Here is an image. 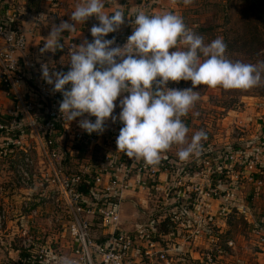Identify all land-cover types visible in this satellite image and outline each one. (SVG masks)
<instances>
[{
	"label": "built area",
	"instance_id": "built-area-1",
	"mask_svg": "<svg viewBox=\"0 0 264 264\" xmlns=\"http://www.w3.org/2000/svg\"><path fill=\"white\" fill-rule=\"evenodd\" d=\"M0 15V83L2 90L16 99L14 109L7 115L10 127L0 119V154L4 151L5 155H11L15 149L21 150L22 155L15 165L21 188L28 195L35 193L41 197L44 196L41 191H45V186L53 188L52 195L45 198L56 204L62 201L71 214L69 234L75 244L72 264H190V250L195 249L194 245L199 239H205L204 246L205 241L211 243L197 259L199 264H219L224 260L228 253L224 249L234 250L236 243L226 240L222 244L220 236L212 233L216 226L215 220L217 216L221 217L225 227L227 222L224 219L232 212L244 214L239 177L245 176L249 181L256 182L254 174L262 173L264 136L258 137L251 150L245 153L226 149L215 155L203 154L198 157L199 167L201 162L208 163L204 175L193 169L196 162L180 171L177 166L164 163L161 159L158 165L146 166L142 160L137 161L127 156L114 159L111 155L106 157V167H101L98 171L83 169L79 173L67 174L61 166L64 155L57 147L56 135H65L69 130L67 126L73 121L63 119L59 112L62 94L54 93L52 86L42 79L41 69L30 54L27 37L21 27L11 25L13 21L8 15ZM42 19V16L37 17L38 22ZM113 38L116 41L114 47H123L127 42L120 39L119 30L105 37ZM92 39L90 37L88 41L91 42ZM73 45L75 43L71 42L70 51L73 50ZM50 70L66 72L61 66ZM176 88L182 89L180 83L176 84ZM29 92L32 95L38 93L40 107H36L34 101L27 100ZM34 110L36 114L33 116L31 112ZM22 127L25 128L21 129ZM28 134H33L35 142L40 146L43 168L37 169L40 163L32 153V148L26 144ZM74 140V146H77V141L81 144L86 142L85 137L79 134L74 136ZM111 164V174L107 177V186H104L103 177ZM179 172H182L181 175ZM161 175L167 176V183L172 187L169 190H176L175 195L170 198L168 189L165 190L163 207L160 209L162 214L135 234L118 230L117 210L99 205L92 197L94 193L122 197L123 192L134 185L156 193L160 191ZM175 175L178 177L175 178ZM213 202L217 203L215 214L211 210ZM30 203L31 201L26 200L21 206L22 219L28 221L37 215V211L30 212L29 215L24 213L29 209ZM17 212L18 208L12 203L0 208V235L11 215ZM96 216H99L103 226L116 228L109 243L95 244L90 227L91 220ZM255 230L260 245H264V224L256 223ZM23 233L24 250H32L35 245L34 237L29 235L27 228ZM219 234H223V231ZM48 251L51 253L50 249L42 246L37 247L35 253L40 260H44Z\"/></svg>",
	"mask_w": 264,
	"mask_h": 264
},
{
	"label": "clouds",
	"instance_id": "clouds-1",
	"mask_svg": "<svg viewBox=\"0 0 264 264\" xmlns=\"http://www.w3.org/2000/svg\"><path fill=\"white\" fill-rule=\"evenodd\" d=\"M176 2L172 0L173 4ZM105 3L106 0H80L70 14L71 23L53 24L43 38L41 54L55 53L63 48V33L75 31L77 24H84L91 17L99 21L90 29L91 42L84 39L73 45L67 72L41 65L42 79L54 93L62 94V118L72 122L85 114L95 117L94 122L81 119L79 127L89 135L102 134L106 121H117L113 115L117 98L128 93L120 100L118 119L123 127L116 138L117 151L130 159L142 160L146 166L158 165L161 155L173 145L181 146L177 152L181 161L198 155L207 134L199 130L188 142L189 129L182 121L200 98L193 89L207 86L251 90L261 83L264 63L230 60L222 37L205 44L202 36L188 29L183 18L172 12H138L127 42L123 47H114L115 38L105 37L119 30L125 15L120 10L106 13ZM191 3L192 0H183L186 6ZM170 81H191L192 87L169 89Z\"/></svg>",
	"mask_w": 264,
	"mask_h": 264
},
{
	"label": "rangeland",
	"instance_id": "rangeland-1",
	"mask_svg": "<svg viewBox=\"0 0 264 264\" xmlns=\"http://www.w3.org/2000/svg\"><path fill=\"white\" fill-rule=\"evenodd\" d=\"M172 5L174 14L183 18L188 29L202 36L205 44L217 37H222L227 45L226 56L230 60L256 65L264 63V5L259 0H192V3L187 6L183 4V0H177ZM179 83L182 89L192 87L191 81ZM169 84H171V88L177 89L176 82L170 81ZM0 87L3 89L1 83ZM193 90L199 92L200 98L189 113L182 117V121L189 129L187 141L190 142L192 136L199 130L206 132L207 139L202 141L200 153L186 161H181L177 156L181 146L173 145L169 151L177 162L174 164L178 167L177 169L182 171L183 167H190L196 162L193 169L204 175L208 163L201 162L199 167L197 159L203 155L205 148H211L214 155L226 151V149L241 150L245 153L251 150L254 145L253 142L257 141L258 136L260 138L264 136V132H261V129L264 130V72H262L260 85L251 90H224L220 87L211 89L207 86H198ZM26 97L27 100L34 101L36 107H40L41 102L38 93L27 94ZM5 99L8 106L6 103L4 104L5 113L3 115L1 112V119L10 127V120L7 115L14 109L16 99L8 94ZM35 112L34 110L31 114L34 116ZM28 135L26 144L32 148L36 160L41 162V156H38L37 152L40 146L35 142L33 134ZM21 155L22 152L18 149L12 151L11 155H5L4 151L0 154V208H3L7 203H12L18 208V212L11 215L7 225L12 222L19 224L27 221V230L29 235L34 237V246H44L50 249L53 255L50 264H72L73 241L69 234L71 214L68 213L62 201L56 204L51 199L45 198L52 195L53 188L45 186L43 188L45 191H41V195H44L42 197L35 193L30 194L39 197V200L32 199L29 209L24 212L29 215L28 213L37 211V215L33 216L34 214H32L33 218L30 221L22 219L20 203H15L5 197L23 194L22 191L24 190L18 184L15 172L16 162ZM43 167L37 165V169ZM262 171L264 173V168ZM70 172L71 170H68V174ZM181 173L179 172V175ZM261 175L262 173L254 174L255 177L259 176L260 179H258L264 183V175ZM176 177L178 176L175 175ZM258 179L255 178V180ZM169 181L171 182L170 179ZM166 187L168 194L171 195L170 198H173L176 190L170 192L171 185ZM254 187L255 189L259 188L257 185ZM163 200V196L157 200L156 210L158 212L156 211L154 215L162 214L160 209L163 207ZM212 206L215 208L213 212L215 214L217 203L213 202ZM257 207L263 209L264 196L260 198ZM255 218L254 224L249 223L242 212L235 211L224 219L227 222L224 227L221 217L217 216L216 226H214L212 233L215 236H220L223 245L226 240H233L236 243L234 250L224 249L225 246H223V249L228 253L219 264H236L238 262L255 264L253 260L258 256V253H264V245H260L255 235L256 223L261 221V224H264V220H260L262 218L260 215L255 216ZM95 219L93 229L98 230L100 226L96 224L99 223V216H96ZM220 231H223V234H219ZM23 232L17 233L12 241L13 248L19 250V254L21 250H24ZM203 240H197L196 245H194L199 254H203L205 247L211 245L205 241L204 246ZM0 255L4 264H13L14 253L12 254V251L3 249L0 251ZM189 262L190 264H199V262L192 260Z\"/></svg>",
	"mask_w": 264,
	"mask_h": 264
},
{
	"label": "crops",
	"instance_id": "crops-1",
	"mask_svg": "<svg viewBox=\"0 0 264 264\" xmlns=\"http://www.w3.org/2000/svg\"><path fill=\"white\" fill-rule=\"evenodd\" d=\"M79 2L80 0H3L0 3V14L8 15L12 18L13 24L16 27H21L27 37L30 54L33 60L37 62L40 69L42 64H48L49 68H58L61 66L67 72L70 68L68 62L72 52L70 51V43L74 42L75 45H79L84 39L88 40L92 37L90 29L94 24L98 25L99 23L95 17L89 18L84 24H77L75 31L63 33L60 37L61 44H63L62 49H57L55 53L45 52L43 54H41L40 49L44 46L43 38L48 36L53 24L58 25L62 21H68L71 23L70 14L74 11L75 6ZM23 10L25 11L24 13ZM116 10H120L124 13V25L127 27L132 24V15L141 11L148 15H160L165 12L174 13L172 0H106V13L111 14ZM38 16L43 17L42 21H37ZM1 44L0 41V46ZM169 51L171 52L173 49H170ZM169 83L167 84V87L173 89ZM29 94L32 95L31 92H29ZM126 95H128V93H123L117 98V101L115 102L117 106L113 112V115L117 117V121L115 123H113L111 119L106 121L104 125L105 131L102 134L92 133L89 135L79 127L81 119H91L93 122L95 121V117H88L87 114H85L84 117L77 118L67 126L69 130L65 135H56L57 147L64 155L61 166L67 174L68 170H71L69 174L79 173L83 169H90L95 172L96 170L98 171L101 169V167H106L105 160L108 155H111L114 159L126 156L123 152L117 151L116 147V138L119 135L121 127H123L118 119L121 110L120 100ZM5 96H7V93L0 89V113L2 112L3 115L5 113L3 110V107H5L4 104L6 103ZM6 105L8 106V103H6ZM261 132L263 133L264 130L261 129ZM76 134L84 136L86 142L81 144L77 141V146H74V136ZM37 152L38 156H41V162L39 163L43 166L42 153L39 149H37ZM167 153L169 157L174 159L169 150ZM112 165L113 164L108 166L110 169L104 174V186H107L109 180L107 177L111 174ZM262 175H264L263 171ZM255 178L258 179L259 176ZM259 179L256 180V182H251L244 176L239 177L238 182L244 207V216L246 220L252 224L256 221L255 216L260 215L262 216L260 220H264V207L263 209H258L257 207L260 198L264 196V183ZM167 181V176L161 175V184H163L160 185V191H157L156 193H152L145 188L136 187L135 185L124 191L122 197H119V205L117 209L119 222L116 228L127 233L135 234L138 233L139 229L144 225L150 223L156 217V215H154L156 214V211L158 212V210H156L157 200H159L160 196H163L165 199V190H167L166 186H169ZM255 185L259 186V188L255 189ZM261 187L263 188L261 189ZM22 193L23 194L20 196L13 195L5 197L15 203H20L21 206L23 201H31L32 199L39 200V197L36 195H28L27 191H22ZM214 209L215 208L212 206V213L214 212ZM95 220V218L91 220L93 224ZM26 222L27 221L19 224L16 222L9 223L5 227L4 232L0 235V251L3 249L12 251V254L14 253L12 258L13 264H17L19 260V250L13 248L12 241L17 233H20L21 231L23 232L28 228ZM260 223L262 222L260 221ZM116 228L105 227L101 223L100 229H102L101 232L103 235L111 237L116 231ZM72 244L74 248V241ZM190 257L192 261L198 262L197 259L200 258V254L196 249H191ZM253 261L255 264H264V253H258V256H256ZM0 264H4V261L1 259Z\"/></svg>",
	"mask_w": 264,
	"mask_h": 264
},
{
	"label": "trees",
	"instance_id": "trees-1",
	"mask_svg": "<svg viewBox=\"0 0 264 264\" xmlns=\"http://www.w3.org/2000/svg\"><path fill=\"white\" fill-rule=\"evenodd\" d=\"M2 1L3 0H0V3ZM259 1L262 2L264 5V0H259ZM135 16H136V14L132 15V21H134ZM0 17H1V15H0ZM0 20H1V18H0ZM12 24H13V22L11 23V25ZM132 31H133V24H131V26H128V27L125 26L124 24L121 25V27L119 28L120 39L123 41L127 40V38L130 36ZM66 87H68V86H66ZM0 119H1V113H0ZM24 128L25 127H22L21 129H24ZM1 144H2V139H0V145ZM203 152H204L203 154H205V155L213 154L211 148H205ZM161 161L164 163H167L169 165L176 164V161L172 157L168 156L167 151L161 155ZM92 197L96 203H98L99 205H101L107 209L117 210V208H118L119 197L117 195L94 193L92 195ZM96 225L100 226L98 230L93 229L95 226V224H93V223H91V227H90L91 234L94 238L95 244L96 245H103L105 243H109L111 240V237L103 235L101 232V230H102V229H100L101 228V220ZM163 230L165 231V228H163ZM36 248L37 247L34 246V248L32 250H21V252L19 254L18 264H50L52 261L51 253L48 251V256L46 257V259L40 260L35 253Z\"/></svg>",
	"mask_w": 264,
	"mask_h": 264
}]
</instances>
